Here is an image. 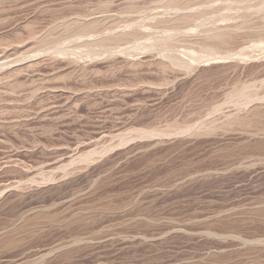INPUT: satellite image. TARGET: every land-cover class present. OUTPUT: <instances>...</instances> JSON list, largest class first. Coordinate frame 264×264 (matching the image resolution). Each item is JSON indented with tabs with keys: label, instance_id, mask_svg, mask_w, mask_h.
<instances>
[{
	"label": "rangeland",
	"instance_id": "obj_1",
	"mask_svg": "<svg viewBox=\"0 0 264 264\" xmlns=\"http://www.w3.org/2000/svg\"><path fill=\"white\" fill-rule=\"evenodd\" d=\"M0 264H264V0H0Z\"/></svg>",
	"mask_w": 264,
	"mask_h": 264
}]
</instances>
